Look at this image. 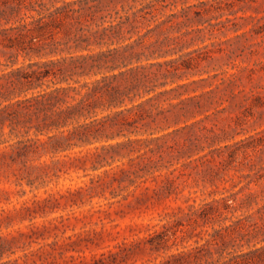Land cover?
Segmentation results:
<instances>
[{
    "label": "trees",
    "instance_id": "trees-1",
    "mask_svg": "<svg viewBox=\"0 0 264 264\" xmlns=\"http://www.w3.org/2000/svg\"><path fill=\"white\" fill-rule=\"evenodd\" d=\"M164 1L3 0L0 46L27 61L14 65L13 60L0 73L1 174L14 175L17 181L27 176L58 178L60 171L77 169V164L97 170L126 157L117 167L120 180L134 185L163 166L154 158L150 141L182 128L180 123L203 105L196 99L199 94L187 92L196 80L183 81L189 73L202 74L188 72L202 56L192 55L195 49L182 51L183 36L192 30L187 27L194 4L165 13ZM194 16L201 21L202 10H194ZM101 173L76 187L48 189L45 196L33 194L18 206L1 207L0 264H38L35 255L41 264L52 263L54 255L43 243L29 249L34 235L46 237L44 222L29 223L40 224L29 233L6 228L42 216L58 201L84 203L103 191ZM9 194L8 187L1 188L0 201ZM217 264H229V257Z\"/></svg>",
    "mask_w": 264,
    "mask_h": 264
},
{
    "label": "rangeland",
    "instance_id": "rangeland-1",
    "mask_svg": "<svg viewBox=\"0 0 264 264\" xmlns=\"http://www.w3.org/2000/svg\"><path fill=\"white\" fill-rule=\"evenodd\" d=\"M164 2L165 13L194 4L182 51L195 49L192 55L202 56L188 71L202 74L189 73L183 81L196 80L187 92L199 94L196 99L203 105L180 123L182 128L150 141L163 166L137 184L120 180L117 167L126 157L97 170L77 164L58 178L27 176L21 185L16 176L0 173V189H10L0 208H12L33 194L76 187L108 171L98 176L103 191L84 203L58 201L42 216L6 228L29 233L44 222L46 237L37 233L38 243L29 248L43 243L54 255L52 263L43 264H217L228 257L229 264H244L251 257L249 264H264V0ZM196 9L202 10L201 21L194 16ZM190 38L194 41L187 44ZM13 60L18 65L27 58L0 46V73ZM157 144L162 148L156 149ZM3 164L0 160V172ZM114 176L119 180L113 181ZM33 221L40 224H29Z\"/></svg>",
    "mask_w": 264,
    "mask_h": 264
}]
</instances>
